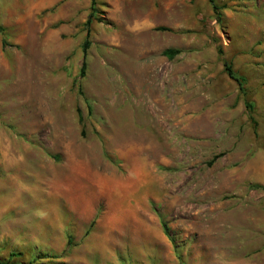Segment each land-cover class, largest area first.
Returning a JSON list of instances; mask_svg holds the SVG:
<instances>
[{
    "label": "rangeland",
    "instance_id": "rangeland-1",
    "mask_svg": "<svg viewBox=\"0 0 264 264\" xmlns=\"http://www.w3.org/2000/svg\"><path fill=\"white\" fill-rule=\"evenodd\" d=\"M216 2L0 0V264H264V0Z\"/></svg>",
    "mask_w": 264,
    "mask_h": 264
},
{
    "label": "trees",
    "instance_id": "trees-1",
    "mask_svg": "<svg viewBox=\"0 0 264 264\" xmlns=\"http://www.w3.org/2000/svg\"><path fill=\"white\" fill-rule=\"evenodd\" d=\"M209 2L211 3L213 10L217 11L218 8H219V5L217 4L216 0H209ZM94 5H95V0H92V6H91L92 10L95 9ZM90 18L91 17H89V19L87 20V23H86L87 25H89V23H90ZM162 29H165V28H162ZM86 45H87V42H85L84 48L86 47ZM177 51L178 50L167 49L165 51V53L169 55V54L176 53ZM222 53H223L222 49H219V55H221ZM224 67H225V71L228 74V76L230 78L234 79L238 83L240 93L246 95L245 94V88H244V81H245L244 78L241 77V76L239 77V76H237L235 74V71H234L232 65L228 61H224ZM84 69H85V63H83L82 68H81V74L82 75L84 74ZM244 103H245V106H246V108L248 110V115H249L250 119H253V115H252L253 114V110H254L253 104L250 101H248L246 98L244 100ZM162 226L164 228V231L168 234L169 232H168V228H167L166 223L162 222ZM71 242H72L71 241V237L69 236L68 237V243H71ZM12 255L13 256H17V255H19V253H13ZM41 255L42 256H40V258L54 257V256H51L49 254H41Z\"/></svg>",
    "mask_w": 264,
    "mask_h": 264
}]
</instances>
